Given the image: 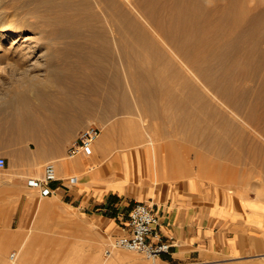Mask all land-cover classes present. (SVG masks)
<instances>
[{"label": "rangeland", "instance_id": "374dc122", "mask_svg": "<svg viewBox=\"0 0 264 264\" xmlns=\"http://www.w3.org/2000/svg\"><path fill=\"white\" fill-rule=\"evenodd\" d=\"M144 1L145 3L142 4ZM212 1L201 0V4L205 6L210 3L211 5ZM222 1L225 0H219V3ZM236 1L238 2V0ZM248 1L254 2V0ZM58 2L62 1L58 0ZM140 2L141 5H139ZM157 3L158 5L160 4L156 0L153 5L158 6ZM235 3L233 1L234 5ZM145 4H148L146 0H91L88 3L82 1L79 9L81 15H86L89 22H93L94 26L91 30L95 28V33H98V29H102V35L109 43L108 47H103L98 42H94L95 44L90 46L73 47L66 43L71 39L70 35L65 37L66 40L60 39L54 45V39L49 40L51 44L47 45H41L40 39H38L33 40L34 51H36L35 59L28 61L19 59L15 63L1 60V55L6 51V49L1 47L0 117L4 114L2 110L9 105L8 101L12 100L14 114L22 119H27L28 116L33 119L32 115H34V112L43 111L44 101H49L53 91L82 89V93L84 91V96L87 99L101 100V102L105 103L106 99L104 96L100 97L91 93L95 84L93 75L98 73V75H103L105 80L101 81L103 87L109 88L111 86L109 88L111 90L116 89L114 86L117 87L118 93L116 95L110 93L112 97H108L109 100L111 98L110 103L115 104L116 102L120 106L123 101L125 102L120 109L108 108V110L103 109L101 112L91 111L84 115V125L89 122H95L100 126V136L104 135L108 126L112 127L113 135L111 138L109 137L110 141L106 135L104 138L106 141H102L103 144L110 142V151L123 150L130 152L138 150L140 151V159L142 161L145 160V152H147L145 151V146L148 144L146 139L148 134L154 130L153 123L156 121L152 112L157 109L156 107H160L161 102L151 98L146 103L144 95L147 91L153 92V89L159 91L160 88L167 92L168 90L174 92L172 96H167L163 100L164 105L168 107L167 112L169 115L183 118L190 116L192 111V115H194V111H200V113L197 112L196 114L197 116L199 115V122H206L205 118H208L211 122L217 123L215 124L217 130L218 128L221 130L222 127L221 125L219 127L218 124H222L226 117V123H230H223L225 130L222 128V133L232 132L231 134H236L239 131H237V125H240V127L243 125L240 114L225 105L226 103L223 102L221 96L213 92L211 88L202 86L204 83L199 78H195L194 74L183 71L176 58L172 57L174 56L172 47L170 45L166 46L168 43L163 45L164 39L160 44V39L156 37V39H159V44H157L153 37V40L150 38L155 35H152L148 30L146 25L149 23L147 22L148 19L145 20V18L147 16V18L151 17L149 12L150 10L152 11L154 6L150 9L146 5L147 9L149 8L147 10L145 9L146 7L143 9ZM84 5L88 6V10L84 9L86 8ZM12 8L8 6L4 9L11 10ZM59 8L58 6L56 9L59 10ZM139 9H143V11ZM72 10L70 8L66 11H75ZM145 10L149 11L147 16H145L147 14ZM228 13L229 16L226 13L223 16L226 17L227 15V18H230L232 12ZM231 15L234 14L232 13ZM134 17L136 19L139 18L142 24L144 21L147 24L145 23L139 27L141 23L139 24V20L137 21ZM36 18L34 16L30 18V20L32 19L31 22L37 21V23L33 22L34 27L28 29V32L22 31L23 34L31 35L33 32L39 31L42 26L39 24L42 23L41 21L39 23ZM133 19L135 20L134 22ZM83 26H80L77 30L83 31L85 36L88 37L95 34ZM151 28L149 27V29ZM140 31L146 35L143 36ZM22 32L18 35H21ZM216 35H218V32L215 33ZM1 42L3 44L4 40ZM234 42H236V38ZM168 48L172 52H168ZM82 53H91L92 58L84 62L79 61L78 54ZM215 58L213 60L210 59L211 61L209 59L204 61L202 67H208V64L209 66L212 65L214 69L211 70L212 72L210 71L209 77H212L210 80L218 83L219 73L216 71L222 64L220 60L218 61L219 58H217V61ZM217 64H219L218 67ZM72 68L77 70L72 73ZM51 77L53 80L50 79ZM170 77L174 78L172 87L166 83ZM45 79L51 81H46ZM37 83L44 85L43 91L35 90L33 85ZM24 85H28L30 88L27 92L20 94L16 92ZM117 90L115 91L117 92ZM9 108L11 107L9 106ZM30 111L32 115L29 114ZM147 112L150 113L148 117ZM229 125L230 127L227 128ZM195 127L187 128V130L191 129L190 131L176 128L177 132L174 131V133L172 132L173 134H171V130H176L173 129L175 128L173 125L172 127L171 125H163L162 128L159 127L156 130L157 132H162H160L161 142L165 143L168 141L172 143L169 149L161 147L157 151L162 165L170 161V158H173V154H175L181 158L183 164H180L179 167L185 172V174L181 173L179 175L176 173L166 178H171L177 182L182 181V179L196 181L197 187L203 193L212 187L221 199L227 200L230 196H234L236 201L242 200L252 205L255 203L254 207L257 206V203H260L261 208H256L264 210V153L254 159V161H258L255 164L248 162L252 161L251 158L247 160L248 157H246L247 159L235 160L230 158L228 160L226 157H217V155L212 153V156L210 153L208 156L206 151V153L201 151L198 159H195L194 149L197 148V144L185 140L187 134ZM246 127V133L248 130L250 133L254 131V134L251 133L252 135L247 133L250 140L256 134L255 137L257 138L255 139L264 144V137L261 136L262 134L258 130L256 131V129L254 130L248 125ZM156 131L154 130V132ZM36 132L38 138V132L40 131L36 130ZM256 132L259 136H257ZM29 143H31V147ZM34 144L29 135L18 133L17 131L12 132L6 125L0 126V154L7 159L6 166L0 169V238H11L8 248L4 253H0V264H12V262H15V256L21 243L26 244L27 246H25L29 248L28 262L26 264H264V253H248L241 257L223 256L207 261L186 260L174 262L159 257H147L136 251L114 247L112 245L114 235L110 232H105L101 223L94 219V215L91 212L84 211L78 205L67 202L59 193L56 197H53L51 195L55 192L51 195H41L38 188L29 186L26 189H17L11 185L10 179L12 176L24 175L32 177L33 172L43 170L44 164L49 160L54 161L58 169V162L54 158L35 163L36 153L40 151L39 149L42 150L43 146L41 144L40 148L37 149V146L35 147L36 144ZM218 145L219 148L223 146L221 143H218ZM82 157L86 158L83 155ZM209 157L211 161H209ZM197 160L200 161L198 162ZM215 162L217 163L215 164ZM208 163L209 165H207ZM219 164L222 166L221 169ZM222 164H226V167ZM246 164L250 167L247 172ZM175 165L178 166L177 161H175ZM210 165L213 166L210 167ZM198 167L199 170L197 169ZM225 168L227 171L224 172ZM258 171H260L261 176ZM148 176L150 180L159 179L154 171H151ZM12 252L16 254L11 257ZM116 255L125 258L118 261L115 258Z\"/></svg>", "mask_w": 264, "mask_h": 264}, {"label": "bare ground", "instance_id": "6f19581e", "mask_svg": "<svg viewBox=\"0 0 264 264\" xmlns=\"http://www.w3.org/2000/svg\"><path fill=\"white\" fill-rule=\"evenodd\" d=\"M60 1L62 2H58V0H0V48L3 47L6 49V51H4V53L1 55L2 61L15 63L18 62L17 60L19 59H25V61L32 60L33 58L35 59L36 51H34L35 45L33 44V40L35 41L38 39H40L41 45L51 44L49 40L54 39L55 43L52 42L54 45L57 44L60 39L63 40L65 37H67V35H70L71 39H69L66 43L73 47H82L85 45L90 46L92 44L94 45L96 42H98V44L102 45L103 47L109 46L107 39L102 35V29H98V33H95V28L94 30H91V28L94 26L93 22H89L86 15H81V11H79L82 1L88 3L89 1L91 2V0ZM146 1L148 4H145L143 9L145 7V9H147V6L152 9V6H154L152 9V11L154 10L153 12L151 10L150 12L145 10L146 13H151V17L147 18L149 13H144L146 14L145 16H147L144 18L145 20L148 19L147 22L149 23V26H146L148 27V30L151 32V34L155 35L151 36L150 38L153 37L157 44H161V41L164 39L165 42L163 41V45L168 43L166 46L170 45V47H172L173 52L170 50V48H168V52L174 53V56L172 57L176 58L178 63L182 66V70L194 74L195 78H199L202 83H204L202 86H207L211 88L213 92L220 95L223 102L226 103L225 105H228V107H231L235 112L239 113L240 115H238L243 121V125L241 127L240 125H237V131L239 130L237 133L234 129L236 134H231L232 132H225V134L221 131L224 127L223 123L227 122V118L225 116V121H223L222 124H218L219 127L221 125V130L220 128L217 130L215 125L217 123L211 122L208 118L204 117L206 122L200 123V118L198 117L199 115H196L197 112L200 113V111H194V115H192V111L190 116L188 115L187 117L176 118L169 115L167 112L168 107H166L163 102L167 96H172L174 92L169 91L168 88H166L168 92L160 88L159 91L154 89L153 92L147 91L144 95V101L146 103H148L149 99L151 98H155V100L161 102L160 107H156L157 109L152 112L156 119V121L153 123L154 130H158L159 127L162 128L163 125H171V127L173 125L175 127L173 129H186V131H190L191 129L187 130V128H191V126H198L199 129L198 127H195V129L187 134V138H185V140H188L190 143L192 142L197 144V148L194 149L196 157L195 159H198L201 151H206L208 152V156L210 153L211 156L212 154L217 155V157L222 156V158L226 157L228 160L230 158L240 160L248 157V159L246 158L247 160H249V158L252 160L248 162H253L254 164L255 162H258L254 161V159L260 157V154L263 155L264 144L263 142L260 143L255 139L257 138L255 137L256 134L253 136V138H251L252 140H250L247 133L250 135L254 131H251L250 133L248 130L246 133V126L248 125L254 128V130H258V132L262 134L261 136L264 137V0H254V2H249L248 0H238V2L236 0H225L221 3H219V0H211V5L209 3L205 6H203L204 4H201V0H158L160 2L159 5L157 3L158 6L153 5L156 0ZM233 1L236 2L235 5L233 4ZM143 3H145V1L142 2V4ZM139 5H141V2ZM8 6L13 8L11 10H5L4 8ZM58 6L60 7L59 10L56 9ZM84 7H86L84 9L88 10V6L84 5ZM70 8L75 11L67 12L66 10ZM143 9L139 10L143 11ZM228 12H232L234 15H231V13L230 18H227V15L229 14ZM224 13L227 14L226 17L223 16ZM30 15L31 17H37L36 20L38 19V22L41 21L42 24L39 25L42 26L40 27L39 31L35 33L33 32L31 35H25L22 31L28 32V29L34 27V21L31 22L32 19L30 20ZM134 19L136 18L134 17ZM134 19L133 22L135 21ZM136 20H139V24L141 23L139 18ZM147 22L144 21L143 24H147ZM34 23L36 24L37 21ZM143 24L141 23L140 26L137 24V26L141 27ZM82 25L89 29V31H93L95 34H92V36L89 37L85 36L83 31L77 30ZM149 27H152L151 29L153 32L151 29H149ZM21 32L22 34L18 35ZM216 32H218V35L215 36ZM145 35L143 33V36ZM156 37H158L160 40L158 38L156 39ZM235 38L236 42H234ZM2 40H4L3 44L1 42ZM158 40L160 41L159 43ZM141 42L143 41L141 40ZM83 53L78 54L79 61L84 62L85 60L92 58L91 53ZM213 58H215L216 61L217 58H219L218 61L220 60L222 64H220L221 66L219 67L218 71H216L219 73V76H217L220 83L210 80L212 77H209V73L214 69L212 65L209 66L208 64V67H202V63L204 61H208V59L211 61ZM218 65L219 64H217V67ZM50 79H52V77ZM93 79L95 84L91 90V93L100 97L104 96L106 101L104 103L101 102V100H98L99 102L94 101L93 99L89 100L84 96L85 93L83 91L84 115L90 113L91 111L101 112L103 109L108 110V108L120 109L122 104V106H124V101L123 103L120 102L121 105L119 106V104L116 102L115 104L110 103L111 98L110 100L108 98L111 96L110 93L112 95H116V93H118L117 87L114 86V88H116H113L114 90L109 89L111 86H107L109 88L103 87L101 83V81L104 80L103 75H98V73L93 75ZM45 80L51 81L48 79ZM173 81L174 78L170 77L166 83L167 85L170 84L172 87ZM33 87L37 91L44 90V85L42 83H37L33 85ZM29 89L30 88L28 85H24L21 86L16 92L20 94L25 91L27 92ZM115 90H117V92ZM8 102L9 105L4 110H2L4 114L0 117V126L6 125L12 130V132L17 131L18 133L33 135L34 130L29 129L28 117L27 119H22L20 116L14 114L12 100H9ZM126 104L128 105L127 102ZM9 106L11 108L8 109ZM149 114L150 113L147 112V117ZM228 127H230V125L227 126V128ZM177 129L171 130V134H173L174 131L177 132ZM154 130H151L152 132L148 134V138L146 139L148 144L145 146V151H147L145 152V163L148 167V175H150L151 171H154L156 175H158L159 179H164L167 176L171 177V175H175L176 173L179 175H181V173L185 174L184 170L179 167L180 164H183L181 162V158L177 157L175 154H173V158H170V161H168L165 165H162L157 151L161 147L169 149L172 143L168 141L165 143L161 142L160 138L162 132H154ZM112 132V127L108 126L105 129L104 135H99L96 141L102 142L105 138V135L110 141V138L113 135ZM257 136H259V134ZM104 141H106V139ZM109 141L107 144L104 143V145L110 148L111 144H109ZM218 143L223 144V146L219 148ZM109 150H111V148ZM117 151L120 154L124 153L123 150ZM200 157L202 158V156ZM212 160L215 161L214 159ZM175 161L178 162V166L175 165ZM209 161H211V159ZM122 162L125 165L126 160L124 157ZM216 163L217 162H215V164ZM207 165H209V163ZM222 165L225 166L226 164ZM212 166L210 165V167ZM221 167L222 166H220V169ZM124 168L126 169V166H124ZM248 168L250 167L247 166L246 172L249 170ZM197 169L199 170V167ZM213 169L215 168L213 167ZM225 171H227V169L224 170V172ZM258 172L260 175V171ZM159 179L155 181L157 182ZM56 196V194L53 195V197ZM228 199L236 202L234 196H230ZM256 207L261 208L260 203H257ZM10 242L11 238L9 237L0 238V253L5 252ZM25 245L26 244L24 243L19 245L18 253L16 256L14 255L15 262H12V264H26L28 262L29 248L26 247L27 245ZM115 258L119 261L125 257L116 255Z\"/></svg>", "mask_w": 264, "mask_h": 264}, {"label": "crops", "instance_id": "0c3cea01", "mask_svg": "<svg viewBox=\"0 0 264 264\" xmlns=\"http://www.w3.org/2000/svg\"><path fill=\"white\" fill-rule=\"evenodd\" d=\"M32 116H28L29 129L34 134L29 138L37 149L43 146L35 163L50 158L58 162L57 178L50 183L54 194L91 212L105 232L121 233L133 203L141 200L159 216L161 232L174 237L170 252L159 258L207 261L264 253V210L252 204L221 199L212 187L203 193L194 181L150 180L138 150L120 154L95 141L88 152L68 158L66 148L84 126L82 89L53 91L49 101H44L43 111ZM36 130L40 131L38 138ZM42 171L36 170L32 177H39ZM29 177L14 175L10 183L26 189Z\"/></svg>", "mask_w": 264, "mask_h": 264}, {"label": "built area", "instance_id": "2783aa9c", "mask_svg": "<svg viewBox=\"0 0 264 264\" xmlns=\"http://www.w3.org/2000/svg\"><path fill=\"white\" fill-rule=\"evenodd\" d=\"M101 133L100 126L95 122L84 125L66 148V156L73 158L91 149ZM7 164V159L0 154V169ZM57 178V166L54 161L44 164L39 177H29L27 184L38 188L41 195H51L54 189L50 183ZM174 243V237L164 235L159 228V216L148 202L137 200L133 203L128 222L121 233L113 236L114 247L142 253L147 257H160L169 253ZM14 252L11 253V257Z\"/></svg>", "mask_w": 264, "mask_h": 264}]
</instances>
